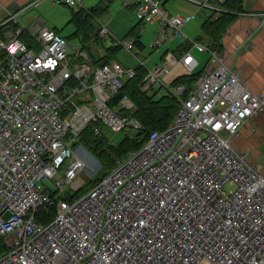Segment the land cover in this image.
Instances as JSON below:
<instances>
[{
    "label": "built area",
    "instance_id": "built-area-1",
    "mask_svg": "<svg viewBox=\"0 0 264 264\" xmlns=\"http://www.w3.org/2000/svg\"><path fill=\"white\" fill-rule=\"evenodd\" d=\"M186 1L219 13L216 5L227 0ZM132 2L137 19L156 27L150 48L189 42L207 54L208 69L186 98L185 86L166 78L178 64L188 73L199 66L189 51L181 59L168 53L149 70L146 86L157 83L178 101L173 120L72 202L64 196L85 168L74 146L84 129L100 123L111 140L142 131L129 115L132 101L114 99L144 63L132 38L116 41L135 67L93 68L47 25L21 28L35 2L5 17L3 24L20 27L0 38V236L7 248L0 264H264V174L230 144L264 110V96L245 86L222 53L186 36L191 16L172 15L157 0ZM98 25L100 36L111 35ZM23 31L33 46L19 39ZM50 209L51 222L35 218Z\"/></svg>",
    "mask_w": 264,
    "mask_h": 264
},
{
    "label": "trees",
    "instance_id": "trees-1",
    "mask_svg": "<svg viewBox=\"0 0 264 264\" xmlns=\"http://www.w3.org/2000/svg\"><path fill=\"white\" fill-rule=\"evenodd\" d=\"M113 1L114 0H100L96 5L87 10L67 6L71 14L68 25L73 26V31L68 35H63L60 30L56 28L52 29L56 34L61 35L67 43L77 39L81 49L88 55L89 63L93 68L107 65L111 61L119 59L118 55L121 47L117 44L104 48L103 52L99 55L93 53L90 45L91 41H96L95 43L97 45L101 44L103 37L99 36V27L96 21H99L108 12ZM243 3L244 0H227L224 4L219 5L223 10L222 12L217 13L211 11L201 24V33L195 38V41L206 44L213 50L221 52L220 43L222 36L228 26L243 12ZM131 8L134 9L133 6H131ZM137 26L138 24L133 27L125 37L132 36L135 40L136 47L140 50H144L145 46L141 43L140 36L136 33ZM3 28L4 27L0 29V38H3V35L1 36ZM19 39L28 47L34 44L33 39L25 31L19 35ZM190 47L191 45L189 42H182L173 52L177 56H181L183 53L189 51ZM201 65L202 66L197 67L192 73H188L184 68L178 67L167 80L172 85H184L186 89L184 98H186L194 83L208 69L207 62ZM146 73L147 71L145 68L137 67L135 76L125 83L123 89L114 99L116 101L126 96L132 101L134 109L129 115L142 125V131L137 134L135 139L129 138V135L123 132L111 140L109 131L100 123L87 126L79 135L77 143L82 150L88 151L91 157L98 162L103 169V173L84 188L65 195L64 197L67 201H75L85 194L99 183L119 160L124 158L130 151L141 148L152 133L165 130L173 120L177 112L178 101L174 96L164 93L162 88L157 86L150 87L148 90H143V79ZM54 212L55 209H50L47 215L38 213L35 215V218L39 222L46 224L53 220ZM45 216L48 218L45 219ZM6 252L7 248L4 243V238L0 236V256Z\"/></svg>",
    "mask_w": 264,
    "mask_h": 264
},
{
    "label": "crops",
    "instance_id": "crops-1",
    "mask_svg": "<svg viewBox=\"0 0 264 264\" xmlns=\"http://www.w3.org/2000/svg\"><path fill=\"white\" fill-rule=\"evenodd\" d=\"M99 1L100 0H83L82 5L83 8L89 9L96 5ZM118 1L119 4L121 3L120 7L122 10H132L131 4L124 6L122 3L123 1L127 0ZM169 1L171 0H161L165 9L167 8ZM183 1L186 6L181 7L182 9L175 8L174 6L171 7L169 4L170 10L176 11L173 14L182 16L190 15L192 16L191 21L194 19V17L200 16L202 14L204 15L201 21L202 24L205 20V17L209 13L206 12L205 14V12H197L194 4L185 0H182L181 2ZM33 2H35V6L30 9L29 12L22 15L20 21L21 28L41 23L45 24V22L40 19L41 12L45 10L46 5H52V3H50L51 0H0V29L4 27L1 33L3 38L6 31L9 30L10 33H13L16 28H19V25L16 23L7 25L3 24L7 20L5 19L7 14H12L17 10L31 5ZM243 7L244 10L242 14L236 17V19L228 26L222 36L220 43L221 53L227 60L228 66L237 68L239 78L245 84V86L254 94L264 96V0H244ZM137 21L138 20L136 19V22L133 26L135 27L138 24L136 33L138 32L139 24H142ZM188 26L189 23L185 25V27ZM133 27H131L129 31ZM137 34L140 36L139 32ZM126 35L121 38L114 37L117 39H122L125 38ZM125 52L128 54L127 51ZM129 59L132 61L130 56ZM197 61L199 62L200 66H202L201 64L206 63L208 58L205 60L203 57H201L200 60L197 59ZM178 67L175 68V71L178 69ZM156 86L159 87V85ZM148 88L149 85L145 86L144 90ZM230 144L232 148L238 152H249V162L258 167L259 170L260 164H262L263 168L261 171L264 174V110L261 111L257 116L248 119L245 125L240 128L237 136H232L230 138Z\"/></svg>",
    "mask_w": 264,
    "mask_h": 264
},
{
    "label": "rangeland",
    "instance_id": "rangeland-1",
    "mask_svg": "<svg viewBox=\"0 0 264 264\" xmlns=\"http://www.w3.org/2000/svg\"><path fill=\"white\" fill-rule=\"evenodd\" d=\"M182 0H171L168 2L167 10L170 11V14L175 13L176 11H171L169 8V4L171 7L181 8L186 6L184 1ZM51 3V2H50ZM121 3L119 4L118 0H114L108 10V12L100 19L101 23L106 24L109 31L117 38H121L129 32V29L134 26L136 22L135 19V10L132 9L122 10ZM182 9V8H181ZM202 15V14H201ZM196 16L194 19L189 23L188 27H184V33L189 39H195L198 36L201 26L202 16ZM71 17L70 10L66 6H58L55 4L46 5L45 10L41 12V18L45 25L49 28L53 29L56 28L60 30L63 35H68L73 31V26L68 25L69 19ZM138 22V21H137ZM156 28L154 25H143L139 24L138 32L140 34V40L145 46V49L138 54V58L140 60L145 61V67L149 70H153L156 65L161 63V57L166 51H173L182 41L181 40H172L165 42L157 49H149V45L153 41L156 36ZM137 32V33H138ZM96 42V41H95ZM94 41L90 42L91 48L93 53L99 55L103 52L104 48L114 46L116 44L115 40L112 39L109 35H106L101 44L97 45ZM79 46L80 43L77 39L71 40L68 42V51H70L71 46ZM192 47H190L191 49ZM191 53L197 59L200 60L203 57L205 60L208 58L207 54L199 53L196 50H192ZM119 61L128 67H135L136 63L129 59V55L125 52L124 49L121 48L119 53ZM177 59L179 56H174ZM89 60V57L87 55ZM75 142V148L82 153V158L85 162V168L77 178V181L74 182L72 187H70L66 192L65 195L74 193L82 188H84L87 184L95 181L98 177H100L103 173L102 167L98 164L96 160H94L91 155L86 150H82L80 145ZM263 165L260 164V170H262ZM231 189V187H229Z\"/></svg>",
    "mask_w": 264,
    "mask_h": 264
},
{
    "label": "bare ground",
    "instance_id": "bare-ground-1",
    "mask_svg": "<svg viewBox=\"0 0 264 264\" xmlns=\"http://www.w3.org/2000/svg\"><path fill=\"white\" fill-rule=\"evenodd\" d=\"M195 50V49H194ZM198 58V57H197Z\"/></svg>",
    "mask_w": 264,
    "mask_h": 264
}]
</instances>
